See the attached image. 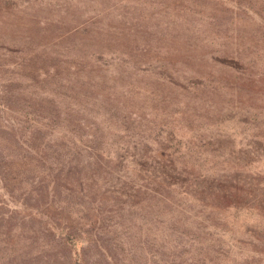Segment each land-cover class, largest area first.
Here are the masks:
<instances>
[{
    "label": "rangeland",
    "instance_id": "obj_1",
    "mask_svg": "<svg viewBox=\"0 0 264 264\" xmlns=\"http://www.w3.org/2000/svg\"><path fill=\"white\" fill-rule=\"evenodd\" d=\"M222 62L249 65L242 82ZM0 107L6 193L98 233L111 263L264 264V155L247 149L264 139V0H0ZM199 175L202 202L173 184ZM3 198L0 255L67 264Z\"/></svg>",
    "mask_w": 264,
    "mask_h": 264
},
{
    "label": "trees",
    "instance_id": "obj_2",
    "mask_svg": "<svg viewBox=\"0 0 264 264\" xmlns=\"http://www.w3.org/2000/svg\"><path fill=\"white\" fill-rule=\"evenodd\" d=\"M217 1H221V0H217ZM246 8V7H245ZM248 11V10H246ZM221 66V68L225 71L228 72L232 78V81L234 83L242 82V70L245 68H249V65L246 64H242V65H238L237 63H228V62H222L219 64ZM244 71V70H243ZM5 111H7V108L4 107H0V112L4 113ZM256 117L253 118V120H255ZM252 119H249L248 121H250ZM4 121V120H3ZM2 121V122H3ZM247 121V122H248ZM124 122H128L127 119L124 120ZM242 123H244L243 121H241ZM136 123V122H134ZM133 123V124H134ZM71 132V131H70ZM73 136V135H72ZM16 142L21 145L20 143V139H19V135H17V133H15V138ZM65 139H70V138H65ZM74 139V138H73ZM71 140V139H70ZM252 140L250 143H248L250 146L247 148L248 151L253 152L254 154L258 153V152H262V155H264V143L262 141H264V139H260L259 136L254 137V134L252 135ZM132 147V146H130ZM129 147V148H130ZM259 150H255L258 149ZM167 163L170 165V167H172V165H174V161L173 160H167ZM106 162L102 163L101 165L99 164H95V162L90 163L89 165H86V169L89 171V174L92 176L97 175V178L99 177V180L101 181H105V176L106 173L104 172V169L106 167ZM3 165V160H0V172L2 170L3 173V169L2 166ZM103 166V167H102ZM101 168L102 171L100 173H98L97 168ZM175 168H177V165H175ZM215 175V174H213ZM211 175L210 177L216 182L218 180L219 175H215L213 176ZM209 177V178H210ZM178 178V177H177ZM183 177H179L178 181H176L175 183H173L176 186H180L181 184H192V190H194L195 187H197V185L199 183H201L203 181V177L199 176H186V181L182 180ZM206 179V178H205ZM4 180L5 177L3 176V174H0V191L4 192V197L3 200L6 201V206L9 207V205L12 206H17V209H13V207L11 208L13 211L20 209L22 215V221L23 223V228L20 229L19 232H16L18 235H22L23 239L25 237L24 234H27V232L30 228H27V226H32L34 228L36 227H41L39 222H43V220L46 223L44 228H40L42 229V231H44L45 234H49V237L51 239V241L53 242V248L54 250L62 252V254L64 253V258L67 261L68 258V263L67 264H92V262L89 260L87 254L89 252V249H94L96 251L97 254V260L99 262L102 263H107V264H113L114 262H110L114 261V257L112 256V254L110 253V248H112V245H109L108 243L105 244L101 241L100 235L98 233H95L93 235V237L89 238L90 240L83 238L80 235H76L74 233L73 227L70 224L69 220L67 217H65V223L64 222H60L58 220H56V222L54 221L53 217L54 213H51L48 209H47V204L45 206H39V207H32V206H27L26 205V201L24 200V198L22 199L21 202H17L15 201L12 196L13 194L11 193H6V185L4 184ZM219 180L222 182L221 184L217 185L218 188L221 190L220 194L218 195V197L220 198V200H225V197H235L238 198L239 196L237 195L238 193V186H242V183H239V181L236 178H233L235 182H233V180L230 179H224L222 176L219 177ZM6 181V180H5ZM78 182L79 179H78ZM242 182L245 184V182L242 180ZM79 186V190H81V184L78 183ZM248 184L253 188V185L251 183V181H248ZM173 185V186H174ZM179 188H182L181 186ZM264 188V187H263ZM181 191V190H180ZM195 191V190H194ZM222 192H226V196H224L222 194ZM40 196L41 193H40ZM193 196H195L197 199H199L198 194L195 191V194H193ZM264 197V196H263ZM196 200L197 202H202L203 200ZM261 204L264 205V199L261 200ZM10 211V210H9ZM13 211H11V213H14ZM11 214L9 213V215H7V218H10ZM10 220V219H9ZM36 225V227L32 224ZM100 221H102L101 217H96V220L94 221L93 224L90 225V228H95L96 224H98ZM27 229H24V228ZM31 230V229H30ZM81 234V233H80ZM27 241V240H25ZM51 242V243H52ZM18 250V251H16ZM22 252L20 254H18L17 252ZM145 251V248L143 246V251L141 250V252L143 253ZM11 252V251H10ZM150 252H147L146 256L150 257L151 255L149 254ZM144 254V253H143ZM4 256V257H3ZM1 256L0 255V264H59L58 260H46L45 262H43V257L40 256V254H34V255H28L27 252H24V248H15L14 251H12V253H8ZM147 259L145 258V261ZM150 263L149 260H147L146 264Z\"/></svg>",
    "mask_w": 264,
    "mask_h": 264
}]
</instances>
